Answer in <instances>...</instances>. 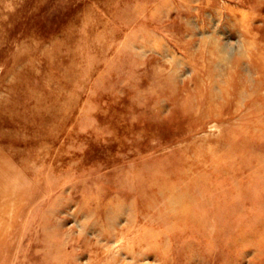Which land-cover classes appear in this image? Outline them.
<instances>
[{
    "label": "rangeland",
    "instance_id": "374dc122",
    "mask_svg": "<svg viewBox=\"0 0 264 264\" xmlns=\"http://www.w3.org/2000/svg\"><path fill=\"white\" fill-rule=\"evenodd\" d=\"M0 264H264V0H0Z\"/></svg>",
    "mask_w": 264,
    "mask_h": 264
},
{
    "label": "bare ground",
    "instance_id": "6f19581e",
    "mask_svg": "<svg viewBox=\"0 0 264 264\" xmlns=\"http://www.w3.org/2000/svg\"><path fill=\"white\" fill-rule=\"evenodd\" d=\"M8 175V174H7ZM8 178V177H7Z\"/></svg>",
    "mask_w": 264,
    "mask_h": 264
}]
</instances>
